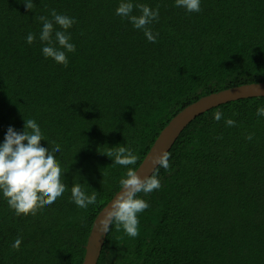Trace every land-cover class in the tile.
<instances>
[{
    "label": "trees",
    "instance_id": "trees-1",
    "mask_svg": "<svg viewBox=\"0 0 264 264\" xmlns=\"http://www.w3.org/2000/svg\"><path fill=\"white\" fill-rule=\"evenodd\" d=\"M133 2L159 9L148 26L159 34L155 43L115 14L120 0H33L32 10L22 0H0V142L9 125L23 131L24 120L34 119L41 143L60 145L54 155L68 186L28 215H16L0 197V264H81L92 222L126 171L105 153L129 147L137 168L184 107L264 82V0H201L198 13L174 0ZM52 9L75 18L66 65L41 52L37 17ZM259 106L263 96L240 98L196 116L167 152L169 168L154 171L161 188L140 194L150 206L138 214V236L112 226L97 264H264ZM218 110L235 125L214 120ZM77 182L97 191L95 205L71 202Z\"/></svg>",
    "mask_w": 264,
    "mask_h": 264
},
{
    "label": "clouds",
    "instance_id": "clouds-1",
    "mask_svg": "<svg viewBox=\"0 0 264 264\" xmlns=\"http://www.w3.org/2000/svg\"><path fill=\"white\" fill-rule=\"evenodd\" d=\"M22 2L27 10H32L33 0ZM200 5L201 0H174L175 7L183 8L188 13H198ZM134 8L139 10V15L133 14ZM115 14L127 18L135 29L142 30L149 42H156L159 34L148 26L158 19V8L134 4L133 0H120ZM37 19L41 24L38 39L42 45V55L45 59L51 58L55 63L66 65L67 53L75 49L68 32L75 18L52 9L48 16ZM36 39L37 35L30 32L26 36V43L32 44ZM256 115L264 117V106L257 108ZM222 118L226 126L231 127L236 123L232 118H224L222 111L213 113L214 120L219 122ZM247 138L251 139V134ZM44 139L38 123L28 119L24 120L23 131H16L9 125L0 142V197L18 216L34 214L38 208L53 204L68 187L64 183L65 170L54 155L60 152V145L53 142L51 147H47L41 143ZM105 154L112 158L114 165L122 166L126 171L118 182L120 191L112 197L99 218V230L107 233L114 226L116 231L123 230L127 236L135 238L139 234L138 214L150 206L140 194L147 195L161 188L158 172L143 178L138 176L136 168L130 167L136 165L138 156L129 147L120 145ZM169 158V153L162 151L153 157V163L155 167L167 170ZM71 202L81 209H87L89 205L97 203V191L88 193L82 183L77 182L71 186ZM21 242V238L17 237L11 247L18 249Z\"/></svg>",
    "mask_w": 264,
    "mask_h": 264
},
{
    "label": "water",
    "instance_id": "water-1",
    "mask_svg": "<svg viewBox=\"0 0 264 264\" xmlns=\"http://www.w3.org/2000/svg\"><path fill=\"white\" fill-rule=\"evenodd\" d=\"M259 96L264 97V82L242 84L219 90L203 96L187 105L174 117H172L160 131L145 157L136 168L137 175L143 178L153 173L157 168L153 163V157L160 154L162 151L168 152L182 130L199 114L229 101ZM119 191L120 189L117 192ZM111 199L107 202V204L111 201ZM106 205L98 212L92 222L81 264H97V260L107 235V233H102L99 230V218L103 215Z\"/></svg>",
    "mask_w": 264,
    "mask_h": 264
}]
</instances>
